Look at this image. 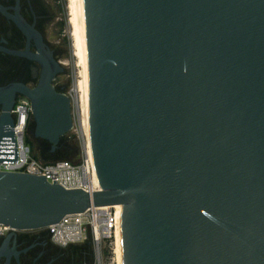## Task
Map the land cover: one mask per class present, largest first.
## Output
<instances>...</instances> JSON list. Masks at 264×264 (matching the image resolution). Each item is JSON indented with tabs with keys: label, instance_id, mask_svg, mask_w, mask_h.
Returning <instances> with one entry per match:
<instances>
[{
	"label": "water",
	"instance_id": "water-1",
	"mask_svg": "<svg viewBox=\"0 0 264 264\" xmlns=\"http://www.w3.org/2000/svg\"><path fill=\"white\" fill-rule=\"evenodd\" d=\"M83 9L100 189L0 172V224L40 230L120 206L122 264H264V0ZM47 66L36 89L0 100V164L17 160L15 92L51 153L73 129L72 99L51 88L63 66Z\"/></svg>",
	"mask_w": 264,
	"mask_h": 264
},
{
	"label": "flooded vegetation",
	"instance_id": "flooded-vegetation-1",
	"mask_svg": "<svg viewBox=\"0 0 264 264\" xmlns=\"http://www.w3.org/2000/svg\"><path fill=\"white\" fill-rule=\"evenodd\" d=\"M53 19L48 0H0L1 101L14 86L29 91L36 89L45 66L53 71L54 63L62 65L59 49L49 36ZM63 73L55 75L51 81L55 94L67 95V84L60 79ZM20 97L16 92L13 94V108ZM1 109L2 104L0 113ZM28 129L32 134L31 116ZM34 141L39 147L50 146L41 139ZM0 252V264H95L96 261L91 242L61 247L54 244L45 231L38 230L2 235Z\"/></svg>",
	"mask_w": 264,
	"mask_h": 264
},
{
	"label": "built area",
	"instance_id": "built-area-1",
	"mask_svg": "<svg viewBox=\"0 0 264 264\" xmlns=\"http://www.w3.org/2000/svg\"><path fill=\"white\" fill-rule=\"evenodd\" d=\"M10 114L13 118L17 160L13 164H0V172L44 176L49 184H55L53 181H56V185L67 191H97L92 183L91 165L86 159L78 164L68 161L42 164L33 157L26 142L31 116V107L26 98L21 96ZM115 207L90 208L82 214L65 216L60 222L38 231H45L51 241L61 247L91 242L99 254L102 245L111 243L116 232L120 231V217ZM12 231L0 224V237Z\"/></svg>",
	"mask_w": 264,
	"mask_h": 264
},
{
	"label": "rangeland",
	"instance_id": "rangeland-1",
	"mask_svg": "<svg viewBox=\"0 0 264 264\" xmlns=\"http://www.w3.org/2000/svg\"><path fill=\"white\" fill-rule=\"evenodd\" d=\"M52 9L54 19L50 27L49 36L52 43L59 49L60 62L62 63L64 73L60 79L67 84L66 93L72 99V115H73V129L62 138L57 152L48 162L68 161L71 163H82L85 161V141L84 126L82 125L83 119L80 117V108L75 101L76 96L72 93L74 86L80 80V67L78 61L72 55V42L70 38V28L68 26V17L66 4L67 0H48ZM84 135V136H83ZM32 140L31 132L26 135L27 138ZM28 144V143H27ZM29 146V145H28ZM37 147V145H36ZM34 153H37L34 150ZM93 246V245H92ZM95 264H117L113 250V240L111 243L102 245L99 254L95 252Z\"/></svg>",
	"mask_w": 264,
	"mask_h": 264
},
{
	"label": "bare ground",
	"instance_id": "bare-ground-1",
	"mask_svg": "<svg viewBox=\"0 0 264 264\" xmlns=\"http://www.w3.org/2000/svg\"><path fill=\"white\" fill-rule=\"evenodd\" d=\"M68 26L70 28V38L72 42V55L77 59L80 67V80L74 86L73 94L76 96V102L80 108V117H82L84 126L85 141V159L92 168V183L95 189H100L97 171L94 163L92 139H91V122H90V105H89V83H88V63H87V44L85 33V20L83 0H67L66 4ZM83 135V136H84ZM119 213L121 207L116 206ZM113 250L117 264H122L120 231L116 232L113 240Z\"/></svg>",
	"mask_w": 264,
	"mask_h": 264
},
{
	"label": "trees",
	"instance_id": "trees-1",
	"mask_svg": "<svg viewBox=\"0 0 264 264\" xmlns=\"http://www.w3.org/2000/svg\"><path fill=\"white\" fill-rule=\"evenodd\" d=\"M26 142L28 143V145H29V147L31 149L33 157L35 159H37V160L39 158H41V159H43L45 161V163H51V162H48V161L52 159V157L55 155V153L58 150V148H57L54 153H51L49 145H46V146H43V147H39L37 145V143L34 141V139L30 140L29 137L27 138ZM36 145H37V147H36ZM34 150H36L37 153H34Z\"/></svg>",
	"mask_w": 264,
	"mask_h": 264
}]
</instances>
